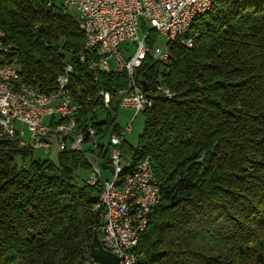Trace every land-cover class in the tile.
I'll return each mask as SVG.
<instances>
[{
    "label": "trees",
    "instance_id": "obj_1",
    "mask_svg": "<svg viewBox=\"0 0 264 264\" xmlns=\"http://www.w3.org/2000/svg\"><path fill=\"white\" fill-rule=\"evenodd\" d=\"M191 27L192 47L169 41L168 61L148 54L138 70L153 105L137 145L124 140L121 150L132 166L149 159L161 200L136 264H264V0H215ZM0 32L23 79L48 93L73 65L72 95L91 104L76 120L97 128L107 158L106 139L122 130L112 112L127 74L80 62L87 37L60 2L0 0ZM157 37L149 32L150 52ZM99 91L114 96L110 109ZM33 153L0 138V264H97L90 250L103 217L99 188L78 178L91 170L86 155L60 151L55 162Z\"/></svg>",
    "mask_w": 264,
    "mask_h": 264
},
{
    "label": "built area",
    "instance_id": "obj_2",
    "mask_svg": "<svg viewBox=\"0 0 264 264\" xmlns=\"http://www.w3.org/2000/svg\"><path fill=\"white\" fill-rule=\"evenodd\" d=\"M74 10L81 29L89 33V44L78 56L89 71L95 73L125 72L129 78L126 89L117 94L119 110L130 109L143 114L152 107L153 100L143 88L146 83L138 77V70L148 54L166 62L167 51L145 52L144 42L150 31L166 37L167 41H181V29L191 12L198 11L210 0H49ZM182 42V41H181ZM184 44V43H183ZM114 60L116 68L110 66ZM21 65L11 44L0 32V138L18 140L20 147L42 148L46 153L52 140L60 151L84 153L91 165L86 183L99 188L103 223L100 241L114 255H124V264L133 261L127 256L126 245L135 241V231L142 228L144 214L160 203V184H150L142 170L137 168V179L123 182V189H112V176L127 162L121 146L130 126L109 137L108 156H102L97 128L80 127L77 116L89 98L76 101L70 90L73 65H65L64 74L57 79V90L48 93L27 83L21 75ZM148 88V87H147ZM158 93L172 97V92L158 86ZM107 98L110 109L114 96L99 91L98 99ZM92 111L97 112L92 105ZM99 119V117H98ZM27 133L29 137L27 139ZM91 150V151H90ZM104 172L107 174L104 175Z\"/></svg>",
    "mask_w": 264,
    "mask_h": 264
},
{
    "label": "bare ground",
    "instance_id": "obj_3",
    "mask_svg": "<svg viewBox=\"0 0 264 264\" xmlns=\"http://www.w3.org/2000/svg\"><path fill=\"white\" fill-rule=\"evenodd\" d=\"M214 1L215 0H210L209 4L204 5V7L198 11L191 12V15L188 16V20L185 22V25L181 29V41L186 46L188 47L193 46L192 39L187 38L186 34L190 30V28H192L191 26H193L194 20L198 16L206 14L211 9ZM84 33L87 37V45H88L89 44V33L88 32H84ZM144 49H145V52H150V47L148 46L147 42H144ZM100 99L103 105L107 106V98H100ZM137 168H140L142 170V174H145L150 184H158V181L152 171L149 159H145L144 161H141L136 166H132L130 162H127V168H122L116 174L112 176V189L121 190L123 189V182H128L130 179H137V170H135ZM99 202H100V197H99ZM151 211H149L147 214H144V221L142 224V228H138L135 231V241H133V243L126 245L127 256L131 257V259L133 260V261H129V264H136L138 262L139 255L135 252V249L139 244L141 234L148 227L149 216H150ZM116 256L119 258L120 264H124V255H116Z\"/></svg>",
    "mask_w": 264,
    "mask_h": 264
},
{
    "label": "rangeland",
    "instance_id": "obj_4",
    "mask_svg": "<svg viewBox=\"0 0 264 264\" xmlns=\"http://www.w3.org/2000/svg\"><path fill=\"white\" fill-rule=\"evenodd\" d=\"M69 12L72 13L73 15H76V12L74 10L69 11ZM167 42L168 41L166 37L162 35H158L153 52H156L159 49L165 52ZM109 63L112 68H116L117 65L114 62V60H110ZM112 116L116 118V124H118L122 129L126 130L128 126H130V130L126 134L125 140L128 144L132 146H136L138 142V138L142 134L143 129H144V122H145L144 115L136 114L133 110H130V109L121 108L117 112H112ZM105 118H106L105 114H101L99 115L98 121L103 122ZM28 137H29V133H27V139ZM108 141H109V138L106 139L105 143L107 144ZM59 152H60V149H59L58 142L56 140L55 141L52 140V148L49 150L48 153H46L45 150L42 148H37L34 150L33 158L35 160H42V161L50 159L52 161L57 162ZM106 173L104 172V175L107 176ZM78 175H79L78 176L79 181L84 182L89 178L90 171L81 170L78 173Z\"/></svg>",
    "mask_w": 264,
    "mask_h": 264
},
{
    "label": "water",
    "instance_id": "obj_5",
    "mask_svg": "<svg viewBox=\"0 0 264 264\" xmlns=\"http://www.w3.org/2000/svg\"><path fill=\"white\" fill-rule=\"evenodd\" d=\"M143 88L145 91L148 89L146 83L143 84ZM90 255L97 264H120L119 258L103 247L97 233L91 244Z\"/></svg>",
    "mask_w": 264,
    "mask_h": 264
}]
</instances>
